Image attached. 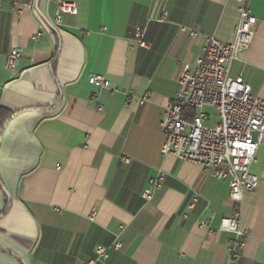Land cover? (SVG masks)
I'll return each mask as SVG.
<instances>
[{
  "label": "crops",
  "instance_id": "crops-1",
  "mask_svg": "<svg viewBox=\"0 0 264 264\" xmlns=\"http://www.w3.org/2000/svg\"><path fill=\"white\" fill-rule=\"evenodd\" d=\"M1 1L0 264H88L99 245L108 257L94 264H264V144L251 166L260 183L242 205L249 237L236 261L234 234L220 229L234 211L228 181L162 154L161 123L182 64L195 63L209 37L234 40L238 3L66 0L78 13L55 24L56 0ZM249 7L254 41L231 75L264 99V0ZM12 49L22 55L9 67ZM94 75L110 84L90 83ZM161 172L164 186L143 199Z\"/></svg>",
  "mask_w": 264,
  "mask_h": 264
},
{
  "label": "built area",
  "instance_id": "built-area-1",
  "mask_svg": "<svg viewBox=\"0 0 264 264\" xmlns=\"http://www.w3.org/2000/svg\"><path fill=\"white\" fill-rule=\"evenodd\" d=\"M33 1L24 0V5L31 6ZM56 1L55 24H61L66 14L78 13L74 2ZM234 1L239 7L234 40L225 42L209 37L204 53L195 63L182 64L180 88L167 105L161 124L165 135L163 155L171 154L196 163L212 177L228 181L234 211L230 217L221 220L220 229L234 234L230 254L231 259L236 261L249 237V230L243 223L242 205L246 194L255 191L260 183L251 166L256 162L259 146L264 144V99L252 93L251 86L241 75H231L232 64L251 48L257 24V17L249 7L250 0ZM17 3L15 0L14 4ZM17 12L22 13L21 9ZM190 34L196 36L199 32L190 30ZM41 35L38 32L33 39L39 40ZM134 37L141 45L146 44L141 28L135 30ZM21 55V49H12L7 56V65L13 66ZM89 81L102 86L110 84L103 75H94ZM146 99L147 95H144L140 103ZM124 161L129 162L130 159L125 157ZM166 177V173L161 172L151 178L142 198L151 200L154 193L164 186ZM199 196L198 193L192 196L182 213L184 218L189 216ZM94 215L93 208L92 219ZM208 223L206 219L201 224L208 226ZM111 247L120 249L122 243L114 241ZM107 257L108 247L99 245L96 256L88 264Z\"/></svg>",
  "mask_w": 264,
  "mask_h": 264
},
{
  "label": "trees",
  "instance_id": "trees-1",
  "mask_svg": "<svg viewBox=\"0 0 264 264\" xmlns=\"http://www.w3.org/2000/svg\"><path fill=\"white\" fill-rule=\"evenodd\" d=\"M5 211H6L5 209L3 211H0L1 212L0 214L3 215L5 213Z\"/></svg>",
  "mask_w": 264,
  "mask_h": 264
}]
</instances>
